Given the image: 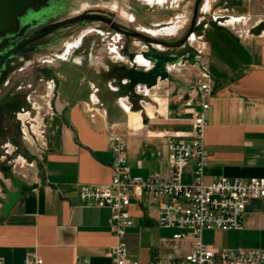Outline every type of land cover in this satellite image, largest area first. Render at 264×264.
Here are the masks:
<instances>
[{
	"label": "crops",
	"instance_id": "1",
	"mask_svg": "<svg viewBox=\"0 0 264 264\" xmlns=\"http://www.w3.org/2000/svg\"><path fill=\"white\" fill-rule=\"evenodd\" d=\"M237 10L232 13H263L264 0H251ZM209 32L211 68L216 72L210 76L218 82L215 87L212 82L208 95L197 84L199 63L205 58L196 56L201 58L196 60L184 45L145 53V69L133 65L143 56L132 60L131 50L119 62L109 52L105 58L92 52L83 69L69 67L74 73L69 93L60 97L58 83L50 100L52 112L41 121L44 146L37 156L38 170L34 160L28 163L22 155L15 161L19 174L13 165L15 175L37 186L23 192L6 215L0 207V258L5 263L19 264L27 253H35L45 264H74L77 259L110 264L107 253L116 241L108 227L110 210L83 204L78 194L80 184L101 185L111 178L109 131L123 136L131 174L169 176L168 140L188 138L190 112L203 111L207 157L202 182L209 184L220 176L264 177V39H241L223 27ZM65 77L62 80L70 79ZM202 102L208 103L205 110ZM20 136L30 143L33 135L21 132ZM5 170L8 167L0 162V180L8 185ZM193 170V162L183 166L182 183L192 182ZM157 207L158 202L146 193L129 207L133 224L124 235L126 254L140 264L155 256L182 257L196 241L191 235L174 238L179 229L159 226ZM242 225L241 229H203L200 241L218 249L264 250V198L248 202Z\"/></svg>",
	"mask_w": 264,
	"mask_h": 264
},
{
	"label": "built area",
	"instance_id": "2",
	"mask_svg": "<svg viewBox=\"0 0 264 264\" xmlns=\"http://www.w3.org/2000/svg\"><path fill=\"white\" fill-rule=\"evenodd\" d=\"M222 26L229 27L241 39H264V12L259 14H226L216 16ZM200 38V37H199ZM194 39L192 32L187 40ZM197 52L201 47L197 44ZM170 69V68H169ZM168 69V70H169ZM197 84L203 95L211 91L212 77L204 64L198 67ZM147 96L148 91L143 90ZM98 103V101H96ZM202 110L208 108L201 103ZM191 129L188 138L172 136L167 142V162L170 175L162 176L154 172L147 176L133 175L127 164V145L117 132L107 133L108 147L112 154L111 178L105 184H80L79 199L83 204L107 207L109 232L115 243L109 247L110 264H140L126 254L124 235L133 224L129 207L133 199L143 193L158 202L156 223L165 228H177L173 237L191 235L195 238L193 248L179 258L154 257L147 264H264V250L218 249L200 241L203 229H241L244 209L251 199L264 198V177L252 176L247 179L220 176L209 184L202 182L207 154L204 150L203 131L206 120L203 111L192 110ZM21 132L25 134L23 128ZM193 162V180L189 184L181 182L182 168ZM0 264H7L0 258ZM19 264H45L35 253H27ZM74 264H88L77 259Z\"/></svg>",
	"mask_w": 264,
	"mask_h": 264
},
{
	"label": "rangeland",
	"instance_id": "3",
	"mask_svg": "<svg viewBox=\"0 0 264 264\" xmlns=\"http://www.w3.org/2000/svg\"><path fill=\"white\" fill-rule=\"evenodd\" d=\"M196 1L109 0L108 10L112 12V16L129 28L137 30L154 40H146L139 37L124 38L120 34L115 33L101 36L91 32L83 36L78 44V40L81 37L79 33L71 41L63 40L55 56L32 57L21 63L9 76V82L0 88V162H3L4 166L8 167V170H11L14 175V170L19 174L21 169L15 161H17L19 155H22L28 163L34 160V169L35 171L38 170L37 156L44 146L43 132H41L44 126L40 118L50 111L45 104L54 98L51 94L52 81L47 77L43 81L41 80L43 78V70L55 73L58 76V91L60 97H64L69 93L72 86L71 78L74 73L69 70V67L77 65L83 69L89 62V58L81 53L83 49L91 48L94 55L97 53V55L104 56L103 58L107 55L112 56L117 62L123 60V57H125L124 53L127 50H131L132 60H135L136 56L139 55L147 59L144 54L154 53L155 50L166 51L168 50L167 46H177L179 40L187 32L193 17ZM250 1H198L194 29L192 31L194 39L186 41L185 49L188 50L190 55L194 54L196 60H201V58L196 56L205 58L204 62L202 60L199 64H204L210 75H216V72L211 68V63H213L211 60L213 58L212 48L208 41L209 31L212 28L223 27L225 30L233 32L229 27L219 25L215 17L234 14L232 13L234 10L244 9L250 4ZM241 11L237 10V12ZM255 39L252 38V40ZM197 44L202 46L200 53L197 52ZM254 48L257 49V47ZM107 52L109 53L107 54ZM138 60L141 61V58ZM134 63V66L136 65L142 69H145L148 65V62L139 64L136 60ZM225 67L227 68L228 66L226 65ZM64 76H66L65 78L69 76L70 79L62 80ZM57 86L58 83L54 91H56ZM34 102L40 106L39 113H36L31 108V104ZM22 107L23 109L27 108V111H23ZM28 112L34 119L30 122L33 123V128H35V135L29 137L30 143L20 136L21 128L28 133L26 130L27 123L24 120ZM13 165H17V167L14 169ZM24 166L29 169L26 163ZM8 187L11 188L10 183Z\"/></svg>",
	"mask_w": 264,
	"mask_h": 264
},
{
	"label": "flooded vegetation",
	"instance_id": "4",
	"mask_svg": "<svg viewBox=\"0 0 264 264\" xmlns=\"http://www.w3.org/2000/svg\"><path fill=\"white\" fill-rule=\"evenodd\" d=\"M108 4L109 0H37L24 7L19 14L15 15L12 26L0 31V88L9 82V76L21 63L32 57L55 56L63 40L71 41L79 33L81 37L78 44L83 36L91 32L101 36L115 33L124 38L139 37L154 40L129 28L112 16V12L108 10ZM196 6L193 12L192 31ZM190 26L191 23L189 28ZM187 32L183 36H186L184 42H181L182 37L177 45H186L187 37L190 34ZM81 53L89 58L92 49H83ZM42 74V81L46 77L52 81L51 94L55 97L54 89L59 83L58 76L45 70ZM45 105L52 112L50 100ZM31 108L39 113L40 106L35 102L31 104ZM22 110L27 111V108L23 109L22 107ZM26 114L24 119L27 123L26 130L34 136L35 128L30 122L34 119L29 112ZM44 116L45 114L41 118L39 117L41 121ZM42 125L44 126L43 123ZM41 132H44V129Z\"/></svg>",
	"mask_w": 264,
	"mask_h": 264
},
{
	"label": "water",
	"instance_id": "5",
	"mask_svg": "<svg viewBox=\"0 0 264 264\" xmlns=\"http://www.w3.org/2000/svg\"><path fill=\"white\" fill-rule=\"evenodd\" d=\"M36 1L37 0H0V31L10 28L15 15L19 14L24 9V7ZM198 1L199 0L195 2V6L197 5ZM192 23L193 17L191 19V26L188 29L187 34L192 32ZM185 37H183L181 42H184ZM212 80L215 87L218 79L212 77ZM4 174L9 178L11 184V188H9L3 180H0L1 193L3 194V196H0V207L1 212L6 215L13 205L21 199L22 193L31 191L37 186V184H27L24 180L15 176L11 170H5Z\"/></svg>",
	"mask_w": 264,
	"mask_h": 264
},
{
	"label": "bare ground",
	"instance_id": "6",
	"mask_svg": "<svg viewBox=\"0 0 264 264\" xmlns=\"http://www.w3.org/2000/svg\"><path fill=\"white\" fill-rule=\"evenodd\" d=\"M76 45H77V44H76ZM76 45H75V46H76ZM136 60H137L138 63H141V64H143L144 62H146L145 59H143V58H141V61H139L138 58H136ZM129 110H131V109H130L129 107H127V111H129ZM21 119H22V118H21Z\"/></svg>",
	"mask_w": 264,
	"mask_h": 264
}]
</instances>
